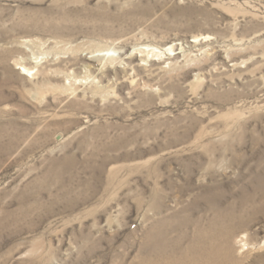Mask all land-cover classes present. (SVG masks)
<instances>
[{
    "label": "rangeland",
    "instance_id": "obj_1",
    "mask_svg": "<svg viewBox=\"0 0 264 264\" xmlns=\"http://www.w3.org/2000/svg\"><path fill=\"white\" fill-rule=\"evenodd\" d=\"M0 264H264V0H0Z\"/></svg>",
    "mask_w": 264,
    "mask_h": 264
},
{
    "label": "bare ground",
    "instance_id": "obj_2",
    "mask_svg": "<svg viewBox=\"0 0 264 264\" xmlns=\"http://www.w3.org/2000/svg\"><path fill=\"white\" fill-rule=\"evenodd\" d=\"M209 37V36H208ZM194 38V37H193ZM195 39H197V38H195ZM198 40V39H197ZM206 40V39H205ZM196 41V40H195ZM142 48V47H141ZM140 48V49H141ZM110 49H107V48H105V49H102V50H98V52L100 53V54H103L104 52H107V51H109ZM156 50V49H155ZM174 50H173V45H169V46H166V47H164V49L162 50V52L160 53V54H154V55H156V56H158L159 58H163L164 57V55H166V56H168V54H171L172 52H173ZM150 52V51H149ZM156 52V51H155ZM97 53V52H96ZM98 53V54H99ZM154 53V52H153ZM159 53V52H158ZM151 54V53H150ZM103 56H104V54H103ZM172 56V55H171ZM112 57V56H111ZM155 57V56H154ZM113 59H114V57H113ZM32 60V59H31ZM33 61V60H32ZM38 61V60H37ZM21 70H22V72H21V70H20V72L19 73H21V74H26V73H28V74H30V72L32 71V69H30V68H27V67H25L24 65H21ZM34 69V68H33ZM39 84H41V83H39ZM99 90V89H98ZM37 93V92H36ZM104 93V92H103ZM159 229V228H158ZM157 242H155V244H156ZM154 244V246H153V249H154V247H159V244H156L155 245ZM161 246V245H160ZM163 247V246H162ZM161 248V247H160ZM160 257V256H159ZM153 263V262H152Z\"/></svg>",
    "mask_w": 264,
    "mask_h": 264
}]
</instances>
